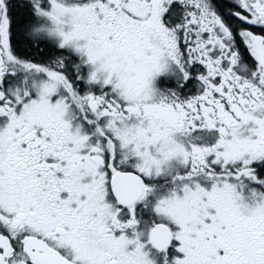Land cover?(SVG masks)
Returning a JSON list of instances; mask_svg holds the SVG:
<instances>
[{"label":"snow or ice","instance_id":"6c2138e0","mask_svg":"<svg viewBox=\"0 0 264 264\" xmlns=\"http://www.w3.org/2000/svg\"><path fill=\"white\" fill-rule=\"evenodd\" d=\"M0 264H264V0H0Z\"/></svg>","mask_w":264,"mask_h":264}]
</instances>
